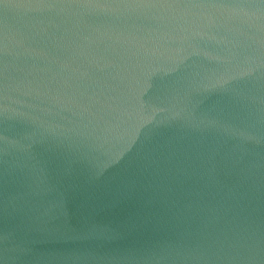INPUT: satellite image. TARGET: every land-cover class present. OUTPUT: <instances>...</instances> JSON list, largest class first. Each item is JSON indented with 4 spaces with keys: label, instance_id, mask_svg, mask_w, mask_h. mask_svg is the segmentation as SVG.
Wrapping results in <instances>:
<instances>
[{
    "label": "water",
    "instance_id": "1",
    "mask_svg": "<svg viewBox=\"0 0 264 264\" xmlns=\"http://www.w3.org/2000/svg\"><path fill=\"white\" fill-rule=\"evenodd\" d=\"M0 264H264V0H0Z\"/></svg>",
    "mask_w": 264,
    "mask_h": 264
}]
</instances>
